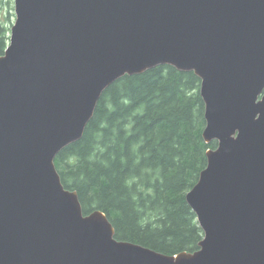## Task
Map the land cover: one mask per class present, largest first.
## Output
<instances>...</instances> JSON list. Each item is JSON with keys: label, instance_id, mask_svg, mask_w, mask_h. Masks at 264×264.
I'll use <instances>...</instances> for the list:
<instances>
[{"label": "water", "instance_id": "water-1", "mask_svg": "<svg viewBox=\"0 0 264 264\" xmlns=\"http://www.w3.org/2000/svg\"><path fill=\"white\" fill-rule=\"evenodd\" d=\"M0 54V264H264V0H14ZM158 65L192 71L206 165L186 192L203 231L165 254L84 213L56 155L104 90Z\"/></svg>", "mask_w": 264, "mask_h": 264}, {"label": "trees", "instance_id": "trees-1", "mask_svg": "<svg viewBox=\"0 0 264 264\" xmlns=\"http://www.w3.org/2000/svg\"><path fill=\"white\" fill-rule=\"evenodd\" d=\"M6 44L0 23V54ZM199 87L192 71L171 65L124 75L104 90L82 137L56 155L64 187L84 213L103 211L116 239L165 254L198 249L203 231L185 195L216 146L202 136Z\"/></svg>", "mask_w": 264, "mask_h": 264}, {"label": "rangeland", "instance_id": "rangeland-1", "mask_svg": "<svg viewBox=\"0 0 264 264\" xmlns=\"http://www.w3.org/2000/svg\"><path fill=\"white\" fill-rule=\"evenodd\" d=\"M14 22H15L14 0H1L0 1V23L5 28L7 44L9 43L11 26Z\"/></svg>", "mask_w": 264, "mask_h": 264}]
</instances>
